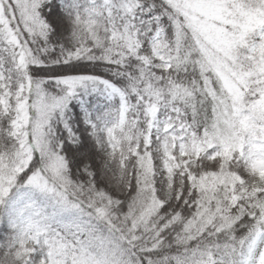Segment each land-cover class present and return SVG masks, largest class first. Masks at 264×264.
<instances>
[{
    "label": "snow or ice",
    "instance_id": "obj_1",
    "mask_svg": "<svg viewBox=\"0 0 264 264\" xmlns=\"http://www.w3.org/2000/svg\"><path fill=\"white\" fill-rule=\"evenodd\" d=\"M0 264H264V0H0Z\"/></svg>",
    "mask_w": 264,
    "mask_h": 264
}]
</instances>
